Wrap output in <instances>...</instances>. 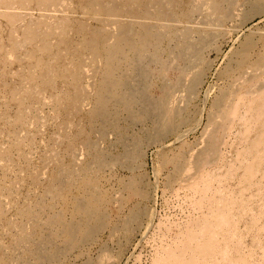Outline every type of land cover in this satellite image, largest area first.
Listing matches in <instances>:
<instances>
[{
    "label": "bare ground",
    "instance_id": "bare-ground-1",
    "mask_svg": "<svg viewBox=\"0 0 264 264\" xmlns=\"http://www.w3.org/2000/svg\"><path fill=\"white\" fill-rule=\"evenodd\" d=\"M25 1L33 9H48L54 3V0H19L17 8ZM260 2L245 0V5L251 9L254 5L261 6ZM233 4L234 0H86L81 7L76 3L65 11L76 14L67 22L57 20L56 26L46 21L23 25L20 34L29 40L39 38L36 41L39 49L45 47L46 51L43 55L32 47L33 54L21 60V66L32 72L31 78L23 80L20 73L17 80H11L5 76L6 71L1 75L0 88L4 90L5 100L0 115L3 124L0 140L4 143L6 137L11 138L2 150L5 154L2 169L10 168L9 153H19L24 166L12 170V176L25 179V193H21V187L2 189L3 195L16 200L23 224L16 234V247L0 256V264H62L72 248L79 247L77 252L83 253L85 241L96 240L99 231L113 219L116 225L119 219L122 221L124 233H128L126 242L139 231V242L145 241L150 247V264H195V256L205 248H213V252L207 254L204 264H264V81L253 89L244 87L236 97L232 96L237 69L242 66L254 70L264 64L259 57L260 49L254 50L255 40L244 39L220 68L219 77L228 78V84L210 100L202 134L208 131L211 136L217 132V126L222 124L220 120L225 123L224 129L217 142L209 139L204 141L203 150H197L195 163L209 165L196 181L182 186L186 190L183 199L186 204L179 205V216L167 214L161 219L154 207L144 204L150 189L139 184L146 182L142 172L130 176L138 187L130 186L131 183L122 186L125 190L131 188L130 198L131 195L137 198L130 199L120 186L114 188L117 195L112 192L107 195L106 190L92 185L90 171L107 165L117 156L108 157L105 148L99 147L94 139L89 140L85 130L73 122L74 115H82L90 130L104 139L108 127L115 129L126 115L130 118L137 114L133 129L139 125L137 129L149 137L147 141H152L191 121L189 127L174 132L184 151L157 154H161L157 159L159 168L162 164L173 165L165 181L166 186H173L177 176L174 173L182 170L179 161L193 149L183 137L199 126L205 109L204 99L201 108L192 103L204 80L201 77L204 70L198 65L217 48V39L228 26ZM246 15L231 27L240 28L247 21ZM9 20L15 22L20 18ZM57 28L62 29L61 33ZM74 32L81 34L79 42L75 41ZM163 71L172 75L168 78L166 73L168 79L156 84L159 91L154 94L149 91L152 79ZM188 72L191 74L187 77ZM242 75L245 81L252 79L248 71ZM52 76L53 81L49 80ZM91 76L96 79L89 83ZM177 83L184 91L183 104L171 105ZM91 84L94 92H89ZM84 105L90 107L85 109ZM44 106L48 107L49 116L42 114ZM57 118L60 122H56ZM49 128L52 130L44 137ZM134 133L133 130L132 139H127L122 135L124 131H118V140L124 147L121 157L128 160L123 161L126 171L143 165V140ZM47 140L52 142L46 144ZM41 141L44 146H40ZM54 145H60V154L51 158L48 151L56 150ZM85 148L90 151H87L90 157L81 163L79 155ZM208 149L211 159L204 160L203 155L200 158ZM34 153H38L39 165L29 162ZM48 166L45 178L40 177ZM217 170L224 176L230 170L236 171L233 178L236 188L244 190L251 200L247 202L236 194L226 201L219 195L218 184L213 180ZM26 173V177L18 175ZM114 175L122 179V173ZM30 188L31 194L26 192ZM20 195L23 200L18 201ZM194 204L201 209L197 215L192 213ZM4 207L0 202V213L5 217L8 213ZM108 228L109 238L115 227ZM18 248L23 250L15 252ZM87 263L85 255L80 264Z\"/></svg>",
    "mask_w": 264,
    "mask_h": 264
},
{
    "label": "rangeland",
    "instance_id": "rangeland-1",
    "mask_svg": "<svg viewBox=\"0 0 264 264\" xmlns=\"http://www.w3.org/2000/svg\"><path fill=\"white\" fill-rule=\"evenodd\" d=\"M18 2L19 0H0V6H1L0 7V87H1V82H2L1 75L3 74V71L7 72L5 76H7V78H11V80L13 79L17 80V77L20 73L22 74L21 77H23V80H26V77L31 78L32 77L31 75H33L32 72L29 71V69L27 68L25 69L23 66H21L20 62L24 58H28V56L30 57V55L33 54L32 47L40 50L39 49L40 44H37L36 42L39 40V38L37 40H29L28 38H24L25 36L22 33L20 34V30L23 31L22 30L23 25L26 24L28 26H31L33 22L46 21L48 25L56 26L55 22L57 20H62L64 22H67L70 20L72 16H76V14H73L71 12H65V11H69V9H71L70 6L72 4L78 3L79 7H81L82 4L86 2V0H54V3H52L48 7V9L30 8L29 7L30 4L26 1L24 5L17 8ZM245 4H246L245 0H234V4L231 5L232 14L230 13L231 16L226 22L228 26L224 28L223 36L217 39V44L215 45L217 46V48L212 49L208 53V55L206 56L207 62L204 61L202 63H199L198 65V67H201L204 70L205 75L203 73L202 75L204 76L201 75L202 80L203 79L204 80L199 86L195 97L192 99L193 100L192 103L196 105L198 108H201L204 106L202 105V100L204 99L206 101L205 109L203 111L202 118H201L202 121L199 124V126L193 131L189 130L188 133L186 134V137L185 136L183 137V139H185L193 149L188 151V153L185 155L186 156L185 159L179 161L180 164L182 165V170L180 171V173H174L177 176H176V179L172 181L171 185L173 186L171 187L166 186L167 177L169 175V174L167 175V173H170L173 165L171 163L162 164L161 168H159L157 159H159L161 154L158 156L157 154L162 151L168 152L170 154L175 153L178 150L184 151L185 147L179 146L181 141L180 139H178L179 141L176 139L174 132L175 130L177 131L179 129H182V128L184 129V128L189 127L192 124L191 121H188L185 124L181 123L178 127L175 128V130L168 132L163 138H158L152 141H147L149 137H147L146 134H143L144 132H141V130L137 129L138 127H140L139 125L136 126V129H133V126H134L133 123H135V120L137 119L138 115L133 114L130 118L127 117L126 115L124 119L120 120V125L122 127L119 126L120 128L117 127L115 129L108 127L107 132L108 131L109 132L107 133V136L104 139H101L100 137H98L97 132H95L94 130L93 131L90 130L88 121L85 118H83L82 115L80 116V114H76L74 115L75 117H73L74 119L73 122L76 123L78 127H82L85 130L86 137H89V140L94 139L93 141H96L99 144V145L97 144L99 147L105 148L106 153L108 154L107 155L108 157H113V156L118 157V158L115 157V160L108 163L109 166L107 164V165L101 166V168L100 167L95 168L90 171L89 177L90 179H92L91 181L92 185L94 186L98 185L97 187L100 190L101 189L106 190L107 195H111V192L114 195H117V193L114 192V188H117L120 186L123 189V190L121 189L123 194L127 195L130 198L128 193L130 192L131 188L127 187L128 188L127 189L128 191H127L122 186L125 187V185H129V183H131L130 186L138 187L137 186L138 184L136 183V181L133 182L130 176L132 175L137 176L139 173L142 172L144 174L143 179H145L144 181L146 182H145V185L140 182L139 184L142 185L143 189L144 187L145 188L148 187V190L150 189L147 198H145V201H144L145 203L144 202L143 203L146 206L154 207L158 213L159 218L161 219H165L167 214L168 216H171V217L180 215L181 210L179 208V205L186 204V201L183 202L186 190L182 188V186L186 185L187 182L196 181L200 176H202L204 169L208 168V165H209V163H205L201 165H197L195 163V160H196L195 155L197 153V150L198 151L203 150V148L206 145L207 140L209 139L211 141H214V143L217 142L219 140V137H220L219 135L221 131L224 129L225 123H223L220 119H217V120H220V122L222 123L219 126H217V132H214L211 136H208V131H206L205 134H202V130L204 128L203 125H205V122H206L205 121L206 114H207L206 112L209 109L210 100L220 89L224 88L228 84V80H229L228 78L219 77V73L221 69L224 67L223 65H225L228 62V59L231 58L234 50L247 37L253 39V41L255 40L254 50L256 51L260 49L259 57H261L264 60V0L263 1L261 0L260 2V5L262 4L263 6L254 5L253 8L251 7V9H247L248 7ZM245 8L247 9V11L248 10L250 11L247 12ZM252 9H253V12H252ZM243 12L244 14H242ZM251 13H253L254 15ZM82 15L83 14H80V16ZM243 15H246V17L248 16V18L246 19L247 21H245L242 24V26H240V28L231 27V24H234V22L238 21ZM83 16H86V15H83ZM11 17H19L20 20L11 22L9 20V18ZM61 30H62L61 28L56 29V31H58L59 33H61ZM72 34H74L75 41L79 42L80 41L79 37L81 36V34L75 33V32ZM45 51L46 49L44 47L42 48V50L37 51V53L44 55ZM164 54L165 52L163 53V55ZM256 59L257 58H254V60ZM207 65L209 66V68ZM88 67H90V64L88 65ZM250 69H246L242 66L237 69L236 73L233 75V77L235 78V82L232 85V91H235V92L232 93V96L236 97L239 91L244 87L250 86V88L253 89V88H256L258 84L264 81V64L260 65L254 70H250ZM244 71H248V73L251 74L250 76L252 77L251 80L249 81L244 80L243 75H242V72ZM167 72L168 71H163V73L160 76L154 77L152 79L153 85L149 88L150 92L152 93L155 92L154 94L158 93L159 90L157 87H155L156 84L162 82L163 80L170 78V76L172 75V74L170 75V73L168 72L169 75H167L168 76L167 78L166 76ZM189 74L191 73L188 72V75L186 74V76L188 77ZM53 77L54 76H52V78L49 80L53 81ZM95 79H96L95 76L93 77L91 76V79H88V81L90 83L91 80H95ZM179 84L180 83H177L174 86L175 88L173 89L172 94L174 93L173 96L174 95L175 96L174 97L172 96L170 98L171 101L173 102L171 103V105L172 104L175 105L177 103L183 104L182 95L184 94V91L182 92L181 90L182 86L180 87ZM207 89H209V92L206 93L205 90ZM94 91L95 89L94 87H92V84H91L89 86V92H94ZM3 94H4V90H1L0 88V104H1L0 105V115L4 109L3 102L5 98L3 97ZM89 107L90 105H84L85 109H88ZM47 108L48 107L44 106L42 114L49 116V112ZM56 122H60V118H57ZM148 124L151 125V122L150 123L147 122V125ZM2 125L3 124H1V119H0V126ZM6 125H7L6 131L8 132L10 128L9 123H7ZM75 127L76 126L73 125L72 128L74 129ZM50 130H52V128H49L45 132L44 137H46V134H48ZM133 130L136 134L140 136V139L143 140L142 148L144 152L141 158V160L143 161V165L139 167H135V170L132 169V171H129V170L126 171L127 169L124 167L123 161L125 160L124 162H128V160L124 158L123 156H122L123 158L121 157V155L124 152V147L122 146V142L118 140L119 138L118 131H121V132L124 131L125 134H122V135H124L127 139L128 138L132 139L134 137ZM82 137H84V135ZM9 141H11V138L9 137H6L4 143L3 142L1 143V140H0V202L6 207V208L4 207V210L7 211L8 213L5 217L3 214L0 213V256L12 252L13 249L16 247L15 246L17 243L16 234L17 235L19 234L18 231H20L21 225L23 224L21 220V216L18 214V210L16 209L17 208V206L15 205L16 200L15 199L13 200L11 197H8L5 194L4 195L2 194L3 192L2 189H6L4 191H7L8 189L11 188V186L16 187L17 189L21 187L22 188L21 193L22 194L25 193L24 185H23L25 179L18 180L14 176H12L14 175L12 170L20 169V168H23L24 166L19 160L20 158L19 153L18 154H16L15 152L14 154L9 153L11 155V160L9 161L11 162L10 168L2 169L5 163L3 159L5 158V154L2 152V150L7 148V143ZM51 142L52 140H47L46 144L47 143L50 144ZM43 144L44 142L41 141L40 146H44ZM80 144L83 145L81 141H80ZM54 148L57 151L51 150V149L48 151V154L51 156V158H55L60 154L59 152L60 145L58 146L54 145ZM96 148L98 147L96 146ZM84 150L85 151H81L79 155L81 163L87 161L88 158L90 157L88 154V152L90 151H88L87 148H85ZM95 150L96 149H93L91 151H95ZM85 152L87 155L85 154ZM121 152L122 154H120ZM202 155H203L204 160L211 159V156H212L211 150L208 149L207 151L202 152L200 154V158L202 157ZM38 161H39L38 153H34L33 156H30V161H29L30 163L33 162L35 164L36 163L38 164ZM213 162H216V161H213ZM44 171H46V173L40 176L42 178L44 175L46 176L47 172L49 171V166ZM21 173L23 174L24 172H21ZM115 173L116 174L122 173V179L119 180L114 175ZM235 173L236 171L230 170V172L228 173V176H224L222 172H219L218 170L216 171V173L214 174L213 180H216L215 182L218 184V187H216V190H218L217 193H219V195L221 194L226 201H229L232 197L238 194V195H241L242 198L245 199V201L249 202L247 199L251 200V196H248L246 193H244V190H239L236 188V184L233 179L235 178ZM18 175L20 178L26 177L27 173L24 176H21L20 174ZM123 179L124 181H122ZM213 190L214 188H212V190H208V192L211 193ZM26 192L31 194V188L29 189V191L27 190ZM131 196L133 198H137L136 195H131ZM132 197L130 199H133ZM17 200L18 201L23 200L22 195H20V198H18ZM106 205L108 206V204ZM236 205L237 204H234V206ZM193 208H192V213L194 215H197L201 210L198 204H194ZM236 212H237V206H236ZM6 221L8 222L6 223ZM114 222L116 223V219L110 220L109 223H106L107 227L104 226V228H102L99 231V234L96 240H93V239L86 240L84 244L85 247H84L83 253L80 254L77 252L79 247L72 248L69 251L68 256L65 258L66 260L62 262V264L63 263L64 264H80V262L85 257V255H87V258H88L87 264H150L149 262L150 247L148 243H146L145 241L139 242L140 240L139 231L138 233H133L135 235H131L130 237H128L129 239L126 242L125 238L126 236H128V233L127 231L126 233H124L125 227L123 226L122 221H120L119 219L117 221V223H119L118 225H116ZM163 222L166 223L165 220H163ZM108 227L116 228V230L115 228L113 229V233L109 238L107 236V231H109ZM24 230L27 231L28 228L26 227L25 229L24 227ZM115 235L116 236L118 235V236L115 237ZM118 240L120 242L122 240V242L120 243L118 242ZM116 241L120 243L121 245L118 244ZM103 242H104L105 248L102 246ZM100 246L103 247L102 250L100 249ZM228 246H229L228 248L232 249V247L229 244ZM22 250L23 248H18L15 252L17 251L21 252ZM211 252H213V248L202 249L200 253L196 255L194 258L195 264H204V260L207 257V254Z\"/></svg>",
    "mask_w": 264,
    "mask_h": 264
}]
</instances>
